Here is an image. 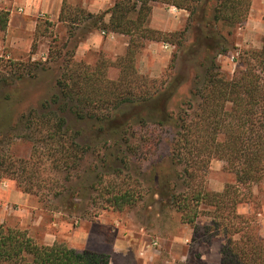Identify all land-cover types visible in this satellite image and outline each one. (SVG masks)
Listing matches in <instances>:
<instances>
[{
  "label": "rangeland",
  "instance_id": "rangeland-1",
  "mask_svg": "<svg viewBox=\"0 0 264 264\" xmlns=\"http://www.w3.org/2000/svg\"><path fill=\"white\" fill-rule=\"evenodd\" d=\"M83 1L90 7L95 4L94 0H66L69 12L77 16L79 9L85 8ZM108 2L103 0L99 12L93 13L88 8L86 11L95 15L103 13L110 9L109 5L106 7ZM115 2L111 0V7ZM152 6L158 13L154 19L157 21L163 20L160 17L162 11L172 17L178 12L170 8L173 6L163 3H153ZM184 12L185 19L179 27L171 26L173 30L166 32L154 29L175 43L166 40L147 42L137 51L133 64L138 76H144L150 82L148 87L165 84L172 86L170 90L175 89L168 105L174 117L183 111L191 117L197 109L199 100L194 97L193 90L197 75L205 68L196 64V61L203 60V51L197 50L194 54L187 51L196 41V24L188 25L190 14L186 10ZM108 20L109 15L106 16ZM150 21L151 18L149 27ZM187 26L184 50L176 44L177 37L167 35L182 32ZM242 27L233 30V35L227 38L228 52L217 57L220 71L228 78L244 71L247 52L261 49L264 43V38L260 45L253 43L247 32L240 30ZM16 28L9 32L0 31V224L26 231L41 246L58 242L79 252L91 250L108 254L114 264H220L225 236L216 226L218 221L214 220L212 209L202 206L203 214L196 223L185 224L182 214L169 202L160 204L158 202L163 203L161 198L149 193L150 186L156 181L162 186L171 183L179 192L186 189V181L191 183L174 158L177 131L170 124L132 128L126 145L122 141L119 144L110 141L108 146L102 147L94 142L100 135L91 122L78 123L70 116L72 127L82 132L80 141L90 145L88 150L79 153L83 158L78 168L69 171L72 172V180L68 181L69 186H76L80 191L82 197L79 201L88 213L81 211L69 215L52 210L50 188L63 181L67 170L63 167L53 169L52 157H47L51 154L45 148L34 152L35 145L32 138H28L30 131L24 127L27 124L23 116L35 110L40 115L59 113L57 106L49 110L41 107L58 93L57 81L67 68L69 57L74 63L86 66L105 63L102 65L106 66L107 80H118L132 38L100 30L87 33L82 26L76 28L70 23L50 20L47 16L37 18L33 31ZM17 39L24 44L13 45ZM65 43L68 48L62 49ZM71 50L70 56L67 53ZM57 53H61V57L56 60ZM241 54H245L244 58ZM50 125H53L52 121ZM42 132L47 135L48 130L42 129ZM118 156H127L128 166L116 177L110 168L114 167ZM24 160H31L30 167L39 169L40 179L33 183V194L23 191L24 187L30 186L29 182L21 181L22 175L18 172L19 168L26 167ZM99 174L104 175L106 182L134 188L138 198L136 206L123 211L107 207L108 196L98 193L105 184ZM196 177L195 184L212 192H223L234 186L243 201L237 212L254 220L264 237V183L240 187L227 163L220 159L202 164ZM93 186L99 190L94 191ZM116 243L117 251H113Z\"/></svg>",
  "mask_w": 264,
  "mask_h": 264
},
{
  "label": "trees",
  "instance_id": "trees-1",
  "mask_svg": "<svg viewBox=\"0 0 264 264\" xmlns=\"http://www.w3.org/2000/svg\"><path fill=\"white\" fill-rule=\"evenodd\" d=\"M153 3L186 10L190 14L188 25L196 24V41L187 51L192 54L203 51V60L196 64L205 68L197 75L193 94L199 104L191 117L186 111L177 117L169 111L168 105L175 92V89L170 90L172 86L162 84L150 88L148 79L138 76L135 71L134 56L147 42L166 40L175 43L162 37L166 34L149 27ZM251 5L252 0H116L113 7L103 13L95 15L79 9L76 16L65 4L59 22L70 23L76 28L82 26L87 33L100 30L129 36L132 42L118 80H107L106 66L102 65L105 63L86 66L74 63L69 57L68 66L63 68L57 81L58 93L41 107L49 110L57 106L59 113L40 115L35 110L23 116L28 125L24 127L30 131L28 138H32L35 145L34 152L45 148L51 154L47 157H52L53 169L63 167L67 170L63 181L50 188L53 211L69 215L81 211L88 213L79 201L80 191L76 186H69L68 181L72 180L69 171L78 168L83 158L79 153L88 150L90 145L80 141L82 132L72 127L70 116L78 123L91 122L100 135L94 142L102 147L108 146L110 141L114 144L122 141L126 145L132 128L170 124L177 131L174 158L191 183L186 181V189L179 192L171 183L162 186L156 181L150 186L149 193L158 195L163 202H158L160 204L169 202L182 214L185 224L196 223L203 214L202 206L211 208L214 220L218 221L216 226L225 236L220 264H264V237L254 220L237 212L243 201L235 187L218 193L194 183L202 164L213 159L227 163L240 187L264 183V43L261 49L247 52L243 62L245 70L232 78L222 74L217 64L218 55L229 50L227 38L248 20ZM8 21L9 12L0 10V31L7 29ZM188 29L189 26L167 36L177 37L176 44L186 50L183 42ZM65 48H68L67 43L62 46ZM71 52L67 54L71 56ZM244 55L241 54V58ZM59 57L61 53H57L56 60ZM51 121L53 125H50ZM42 129L48 130L47 135ZM123 143L121 146L124 147ZM116 160L110 169L118 177L127 169V156H118ZM30 161L24 160L26 167L19 168L18 172L22 175L20 180L30 185L23 191L33 194V183L40 175L38 167L36 170L30 167ZM99 175L104 181V175ZM104 182L98 193L108 196L107 207L123 211L136 206L138 198L134 188ZM91 188L96 192L99 190L96 186ZM0 264H110V256L91 250L79 252L58 242L41 246L26 231L0 224Z\"/></svg>",
  "mask_w": 264,
  "mask_h": 264
},
{
  "label": "crops",
  "instance_id": "crops-1",
  "mask_svg": "<svg viewBox=\"0 0 264 264\" xmlns=\"http://www.w3.org/2000/svg\"><path fill=\"white\" fill-rule=\"evenodd\" d=\"M95 4L89 6L87 2L83 1V5L89 9V11L95 13L99 12L103 7V0H94ZM66 4V0H0V10L9 12L8 26L5 31L9 32L11 29L16 28L19 31L29 30L33 31L36 28L37 18L40 16H47L50 20L59 21L63 8ZM67 5V4H66ZM109 5V6H108ZM112 6L111 0H109L106 7ZM70 10V7L67 6ZM176 10L177 14H166L165 11L161 12L160 17L162 21L154 20L158 13L156 7L152 10V17L150 21V27L160 31H171V26L179 27L185 19L183 15L184 10L177 9L176 7H170ZM169 15V16H168ZM173 22V23H172ZM14 27V28H13ZM247 32V37L253 40V43L260 45L261 39L264 38V0H252L249 19L246 26L240 28V30ZM98 34H96L97 36ZM94 35V37H96ZM8 37V36H7ZM15 39V38H14ZM24 44L22 40H14L13 45ZM86 242L88 243L89 236H86ZM118 244H115L113 251H117ZM115 253V252H114ZM110 264H114L110 257Z\"/></svg>",
  "mask_w": 264,
  "mask_h": 264
}]
</instances>
